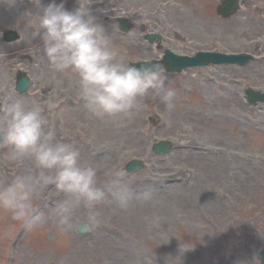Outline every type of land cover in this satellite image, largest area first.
Instances as JSON below:
<instances>
[{"label": "rangeland", "instance_id": "obj_1", "mask_svg": "<svg viewBox=\"0 0 264 264\" xmlns=\"http://www.w3.org/2000/svg\"><path fill=\"white\" fill-rule=\"evenodd\" d=\"M219 1L94 4L105 31L136 36L152 47L145 59L122 57L127 63L160 60L165 49L190 56L199 50L254 55L244 66L209 64L166 73L165 83L175 91L171 110L159 98L145 99L130 113L98 117L80 99L79 83L67 84L77 75L56 71L36 48L38 20L28 0H0V116L16 100L26 107L38 104L54 142L74 145L81 167H97L98 187L122 172L136 194L127 209L110 197L96 204L91 211L98 212L100 224L85 233L76 231L90 213L84 206L75 210L71 226L58 223L52 211L67 194H57L54 185L33 198L35 213L27 220L0 208V264H177L179 245L194 246L180 257L181 264H261L264 173L248 181L252 167L264 172V104L249 106L244 90H264V0L242 4L228 19L216 14ZM76 6L77 0H66V8ZM119 16L131 24L128 32L118 28ZM7 29L17 31L19 39L4 42L1 33ZM149 33L162 39L149 42ZM18 70L32 80L24 95L14 92ZM163 139L175 145L166 154L153 153L152 144ZM11 157L12 149L0 142V188L18 175L38 176L33 158ZM130 159L142 160V169L123 171ZM143 192H150V199ZM54 194L50 209L47 199Z\"/></svg>", "mask_w": 264, "mask_h": 264}, {"label": "clouds", "instance_id": "obj_2", "mask_svg": "<svg viewBox=\"0 0 264 264\" xmlns=\"http://www.w3.org/2000/svg\"><path fill=\"white\" fill-rule=\"evenodd\" d=\"M38 20L40 51L56 71L71 70L79 80V97L84 106L98 117L130 113L147 98H159L169 110L174 107L175 91L166 85L162 65H140L118 60L103 24L94 14L93 5L103 0H77L73 9L66 0H28ZM0 116V142L12 149V159L31 157L40 169L38 176L18 175L0 188V208L15 219L27 220L35 213L33 198L49 185L67 194L55 208L58 223L71 226L76 209L90 210L87 219L76 228L89 232L99 226L93 207L110 197L121 209H127L136 195L118 172L104 188L97 186L96 171L79 164L80 152L69 143L54 142L55 133L46 131L41 107H26L16 100L6 104ZM150 199V192L140 194ZM38 219V217H37ZM194 246H180V257ZM258 260V259H257Z\"/></svg>", "mask_w": 264, "mask_h": 264}, {"label": "water", "instance_id": "obj_3", "mask_svg": "<svg viewBox=\"0 0 264 264\" xmlns=\"http://www.w3.org/2000/svg\"><path fill=\"white\" fill-rule=\"evenodd\" d=\"M238 0H224L219 6H217L218 13L223 16L227 17L230 16L236 9ZM119 23V28L123 31H128L130 25L122 18L117 19ZM4 39L6 41H13L17 39L18 34L13 30H7L3 33ZM159 36L156 34L148 35L149 41H152L154 38H158ZM165 54L163 56V59L160 61L152 60L147 62H138V63H132L135 64V66L139 67L140 65H162L166 71L168 72H180L182 69L189 67V66H195V65H205L210 62L212 63H231V62H239V63H245L249 57L247 55L240 54L239 56H230V55H223V54H214V53H198L194 57H187V56H177L169 52L168 50L164 51ZM28 76L26 74L21 73L18 76L17 83H16V91L21 94L25 92L24 90L27 89L29 85ZM247 101L249 104L254 105L257 101H263L264 102V93L256 92V91H250V89L245 90ZM171 141H160L158 143L153 144L152 151L156 153H166L169 151L172 146ZM143 167V163L139 160H131L126 164L125 171L126 172H132L137 169H141ZM78 232H83L77 229ZM259 260H261L262 264H264V250H261L259 252Z\"/></svg>", "mask_w": 264, "mask_h": 264}, {"label": "bare ground", "instance_id": "obj_4", "mask_svg": "<svg viewBox=\"0 0 264 264\" xmlns=\"http://www.w3.org/2000/svg\"><path fill=\"white\" fill-rule=\"evenodd\" d=\"M146 1H149V0H146ZM208 25H209V20L206 23H204V26H208ZM105 33H106V35L109 38L110 44H113V46H110V47L115 51L116 57H117L118 60H121L122 57H125V58H127V57H132V58L133 57H137V58H140V59L141 58L145 59V57H148L149 55L152 54V51H151L152 47L151 46H146L136 36H132L131 35V36H123V37H121V36H118L114 30L105 31ZM189 36H191V35L189 34ZM40 47H41L40 46V41H37L36 48H38L40 50ZM46 69L48 70V68H46ZM49 70L52 71V69H49ZM71 83H79L78 77L77 76L75 77V82H73L71 80V78H69V80L67 81V84H71ZM147 100L153 101L154 99L149 97V98H147ZM75 101H77V99ZM155 103H157V101H155ZM199 104L201 105V108H204L206 102L202 101ZM81 108H84V107L81 106ZM262 159H263V155H261V157L259 158L258 161H262ZM252 169L259 170L260 166L256 165L255 167H252ZM256 170H255V174H254L253 178L248 181L249 183L252 182V181L256 182L257 179H259L262 176L261 174L264 173L263 170L257 171V172H256ZM245 182L246 181H242V183H244V184H245ZM57 194H59V193H57ZM57 194H54V199L53 200H51V198H53V196H49L48 199H47L48 200L47 201V203H48L47 206L50 209H54L55 208V204H56V200H57V196H58ZM52 212L55 213V210L52 211Z\"/></svg>", "mask_w": 264, "mask_h": 264}, {"label": "flooded vegetation", "instance_id": "obj_5", "mask_svg": "<svg viewBox=\"0 0 264 264\" xmlns=\"http://www.w3.org/2000/svg\"><path fill=\"white\" fill-rule=\"evenodd\" d=\"M250 3H251L250 0H242V4H243V5L248 6V5H250ZM244 28H245V27H244Z\"/></svg>", "mask_w": 264, "mask_h": 264}]
</instances>
